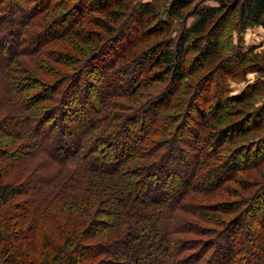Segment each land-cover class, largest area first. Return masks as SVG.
<instances>
[{"label": "trees", "instance_id": "1", "mask_svg": "<svg viewBox=\"0 0 264 264\" xmlns=\"http://www.w3.org/2000/svg\"><path fill=\"white\" fill-rule=\"evenodd\" d=\"M100 1L0 0V264H264V181L250 201H204L236 179L246 189L234 153L264 166V136L229 148L264 127V102L224 124L264 77L213 90L221 68L259 59L231 36L264 27V0ZM58 40L89 48H46Z\"/></svg>", "mask_w": 264, "mask_h": 264}, {"label": "rangeland", "instance_id": "2", "mask_svg": "<svg viewBox=\"0 0 264 264\" xmlns=\"http://www.w3.org/2000/svg\"><path fill=\"white\" fill-rule=\"evenodd\" d=\"M136 1H138V2L139 1H146L147 2V1H151V0H136ZM89 2L91 4L97 5L101 1L100 0H89ZM121 2H123L124 4L128 2V4H129V2H131V1L122 0ZM123 3L120 4V5H115L114 7H112V9L116 10L118 13L122 12L124 10V4ZM132 3H133V1L131 2V6H132ZM203 3L212 4V5L213 4H218L217 1H215V0H204ZM193 7H195L194 3L189 5V7H187L185 10L190 12L191 9H193ZM127 8H129V7H127ZM129 11L130 10L128 9L127 13H125L124 17L122 18L123 20H121L122 22L125 20L126 15L129 13ZM189 12L187 13V15L190 14ZM96 15L100 16V14H98V13H96ZM193 20H194V17H188L187 16L186 23L190 24ZM84 28L88 29V31H93V30L96 31V30H100L101 29L99 26L94 25L93 23L85 24ZM176 33L177 32L175 31L174 35H176ZM52 36H53V34H52ZM231 39H232L233 44H235L237 46L236 50L240 49V50H242V52H250L251 50H253L254 51L253 54H257L259 59H257L256 60L257 62H255L251 58L250 61L248 63H246L245 65H239V63H238V65H234L233 64L232 67H231L232 68L231 71H232V74H234V76L225 77V72L228 70V69H225V67L221 68L222 71L217 72L218 73L217 74V76H218L217 77V81H219V78H221L223 75H224V79L222 78L223 79L222 82L220 81V87H215L216 85H215V83H213V90L216 91L215 94L218 93L219 95L222 94L223 96H225L226 94H227V96H232V95L239 94L246 88L247 85H249L251 83L252 84L256 83L257 81L261 80L264 77L259 72L247 71V69L249 70L250 67H246V65L249 64V63L252 64V68L254 67L253 64H255V63H256V66L264 65V27L250 24V25L245 26L244 29H242L241 31L234 29L233 32H232ZM153 41H154V39L152 41H148L149 44L140 45L138 49L142 50V49L146 48L148 45L151 46ZM85 44L84 43H78L77 44L78 45L77 49H75L74 48V47H76L75 45L69 44L66 41L58 40V41H54V42L48 44L46 46V48L47 49H56L55 53H58V54L61 52V50H64V51H69L70 50V52L72 54H74V55L77 54L78 55L81 52L80 51L81 49L82 50H87L89 48ZM89 44H90L89 46H92L95 43H89ZM83 47H88V48H83ZM224 51H226V52H224V54H225L224 57H226L228 59H229V57H231V60L232 59L236 60V54H235L236 51L234 52V51H231L230 49L224 50ZM194 54L190 55V63L193 62V60L195 59ZM258 57H256V58H258ZM24 59H25V61L28 60V58H24ZM26 63L30 64L27 61H26ZM43 63L44 64L47 63V60H45V62H43ZM52 63H55V62L52 61ZM193 65L194 64H192V66ZM53 66H57V67L61 68L64 71L68 70V68L66 66H62V65H59V64H50L51 68ZM243 66L245 68H243ZM245 69H246V71H245ZM33 71L37 72V68L34 69ZM207 76H210V74L206 75V77ZM86 77L88 78L90 76L87 75ZM91 78L93 80H95L94 75H92V74H91ZM191 80H192L193 85L195 86V83H196L197 79H191ZM167 85H168L167 83H164V82L161 83V82L157 81V82H155L153 84V86L148 87L147 89L143 90V93L146 95V97L139 96L137 98V100L138 101H143L146 98H150L151 96H156L159 93V91L162 88L167 87ZM221 87L223 89H225V91H221V89H220ZM258 87H260L259 90L262 91L263 93H259L255 100L248 98L247 100H244L243 102H241V103H239L237 105H234V107H237L238 110L235 112V114H233V115L230 114V116H228L229 119H227L228 121L225 122L224 124L229 123V122L237 121L241 117L245 118L246 116L250 115V113L255 111L256 108H258L259 105L262 102H264V86L259 85ZM204 94L199 95V97L196 99V101H201L202 102V96ZM183 96H187V94H184ZM118 100L121 101V102L126 103V99H118ZM130 110H132V109H130ZM192 111H193V109H192ZM237 112H239V113H237ZM193 113H194V111H193ZM66 117H67V119L70 118V117L68 118V115ZM188 118L189 119H188V124L186 126V129L191 124H194V122L191 119V117H189V113H188ZM190 134L191 133H189L187 131L186 135L190 136ZM262 136H264V127L263 128L262 127L261 128L260 127L259 128L255 127V128L252 129L251 132L245 133L242 137H239L236 142L230 144L229 148H232V150L234 151L235 147L237 145H241L242 143H245V142L246 143H251V144L254 145L256 143L255 140L259 139ZM227 146L224 147L223 150H224V154L229 156L228 155L229 153H227V151H228ZM232 159L236 161L235 164L239 165V168H243L245 166V169H240L239 171H237V173H236L237 177L236 178H241L242 180H247L248 183L247 184L245 183L246 189L241 187L240 185H238V181L236 179V181H230V183L227 186V188L229 186L230 187L232 186L231 188H233V189H230L231 192L229 194L227 192H225V191L224 192L223 191H218V193L221 192V194L210 195V196L206 195V197H204V199H205L204 201H217V200H219V201L224 200L225 201L226 200L227 202H230V201H233L235 199L238 200V199H241V198L242 199L244 198V199L250 201L252 197H255L256 194H258L262 190V188L260 189L258 187L260 186L259 185L260 182L264 181V166H261L260 168H259V166L255 167L254 163H252V162L250 163L249 160H248L249 161V165L246 166L248 161H244L245 158H242V155H239L237 153H234ZM250 160H252V159H250ZM243 164H245V165H243ZM227 188H226V190H227ZM242 202H244V201H242ZM257 202L261 206L260 207V211H262L261 210L262 208L264 210V197L263 198L260 197V199L257 200ZM116 210H117V206L114 205L113 207L111 206L108 211H111V212L114 213V212H116ZM258 219H260V216H257L255 218V220H258ZM203 238H208V237H203ZM36 250L39 251V249H36ZM16 260H18V259L16 258ZM28 260H29V258H28Z\"/></svg>", "mask_w": 264, "mask_h": 264}]
</instances>
